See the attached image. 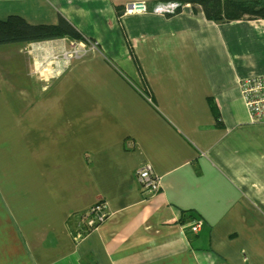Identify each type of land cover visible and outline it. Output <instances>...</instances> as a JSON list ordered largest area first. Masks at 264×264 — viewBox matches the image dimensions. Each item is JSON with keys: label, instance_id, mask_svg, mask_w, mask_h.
<instances>
[{"label": "crops", "instance_id": "obj_1", "mask_svg": "<svg viewBox=\"0 0 264 264\" xmlns=\"http://www.w3.org/2000/svg\"><path fill=\"white\" fill-rule=\"evenodd\" d=\"M131 1L0 0V20L62 17L96 45L71 64L67 37L0 45V264H264V123L238 89L264 76V20Z\"/></svg>", "mask_w": 264, "mask_h": 264}, {"label": "built area", "instance_id": "obj_2", "mask_svg": "<svg viewBox=\"0 0 264 264\" xmlns=\"http://www.w3.org/2000/svg\"><path fill=\"white\" fill-rule=\"evenodd\" d=\"M179 7L180 6L171 2L166 4L155 3L149 6L143 0H134L125 6L123 14L155 13L165 15L175 13ZM94 49H96V45L87 38L79 41L72 40L69 48L60 54V58L66 64H71L72 62L86 57L88 53ZM57 58H59V56H55V59ZM238 89L250 121L264 123V76H253L240 79L238 81ZM136 178L142 190L150 196L161 189V180L154 174L149 165H145L139 169ZM108 215L105 204L97 202L83 218L84 223L78 230L80 232L84 229L92 230L96 228L97 225L104 222V220L108 218ZM200 226L201 222L195 223L193 225V230L198 232Z\"/></svg>", "mask_w": 264, "mask_h": 264}, {"label": "trees", "instance_id": "obj_3", "mask_svg": "<svg viewBox=\"0 0 264 264\" xmlns=\"http://www.w3.org/2000/svg\"><path fill=\"white\" fill-rule=\"evenodd\" d=\"M181 5L199 6L205 18L213 22L236 20H264V0H164ZM180 8L176 10L179 12ZM67 37L83 40L84 37L64 18L55 25H31L19 16L0 20V45L41 42Z\"/></svg>", "mask_w": 264, "mask_h": 264}, {"label": "rangeland", "instance_id": "obj_4", "mask_svg": "<svg viewBox=\"0 0 264 264\" xmlns=\"http://www.w3.org/2000/svg\"><path fill=\"white\" fill-rule=\"evenodd\" d=\"M171 3L176 4L177 6H180V4L177 3V2H171ZM187 5H190V4H187ZM182 6H183V5H181L179 8L181 9ZM190 6H191V5H190ZM179 8H177V9H179Z\"/></svg>", "mask_w": 264, "mask_h": 264}]
</instances>
